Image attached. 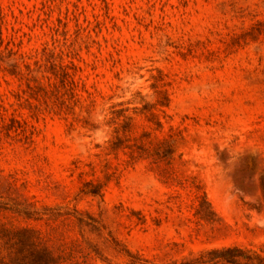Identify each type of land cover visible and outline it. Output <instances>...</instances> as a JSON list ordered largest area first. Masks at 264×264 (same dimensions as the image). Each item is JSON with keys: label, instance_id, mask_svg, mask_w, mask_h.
I'll return each instance as SVG.
<instances>
[{"label": "rangeland", "instance_id": "rangeland-1", "mask_svg": "<svg viewBox=\"0 0 264 264\" xmlns=\"http://www.w3.org/2000/svg\"><path fill=\"white\" fill-rule=\"evenodd\" d=\"M0 6V264L264 258V0ZM43 47L75 87L25 69Z\"/></svg>", "mask_w": 264, "mask_h": 264}, {"label": "trees", "instance_id": "trees-1", "mask_svg": "<svg viewBox=\"0 0 264 264\" xmlns=\"http://www.w3.org/2000/svg\"><path fill=\"white\" fill-rule=\"evenodd\" d=\"M12 14V11H10ZM5 14L3 9L0 6V21H4ZM10 33L7 35H3L2 29L0 27V48H4L7 50L11 55L14 53H18L20 51L21 45H22V35L18 34V29L15 27H9ZM12 46V47H11ZM13 48H16L14 50ZM19 57L21 58V63H23V66L26 70L30 71V64L27 61H32V63L39 65V63H42L45 67V72L47 73V87H54V83H51V80L57 81L61 84L62 87H65L67 84H70L72 87H75L76 81L74 80L73 76L74 73L71 74L68 72V70H74L75 66L71 61H63V59L57 55H55L52 51H48L45 47H43L40 51L37 49H34L29 54L25 53H19ZM56 59H59L56 61ZM19 65L15 63L10 70H6V73L9 76L17 77L16 72L19 70ZM71 95L76 96L74 93V89L70 88ZM39 96L42 98H49V96H53V93L51 91H48L46 88H39L38 89ZM32 98H37L36 95H31ZM166 145V142H159L158 145ZM157 152V151H156ZM158 154V153H157ZM172 154V148L169 147L167 149V153L164 156H171ZM95 194V193H92ZM203 201L205 204L206 198L203 196ZM212 215V212L207 210V213L202 216V218L205 221L210 220V216ZM246 251H242L239 248H231L227 249L224 252H222V259L226 261L228 264H238L239 260L245 259ZM258 264H264V258L257 257Z\"/></svg>", "mask_w": 264, "mask_h": 264}]
</instances>
